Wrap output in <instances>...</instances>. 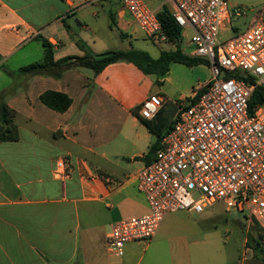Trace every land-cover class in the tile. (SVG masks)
Masks as SVG:
<instances>
[{
    "label": "crops",
    "instance_id": "0c3cea01",
    "mask_svg": "<svg viewBox=\"0 0 264 264\" xmlns=\"http://www.w3.org/2000/svg\"><path fill=\"white\" fill-rule=\"evenodd\" d=\"M107 1L0 0V77L2 72L17 76L9 86L0 88V94L10 88L5 102L16 112L14 123L20 135L18 141L0 140V264H123L122 260L106 258L101 244L112 224L123 218L122 209L138 205L139 215L149 211L137 174L147 164L157 135L136 112L140 113L143 102L151 96L160 95L163 104L151 120L164 132L175 122L179 103L194 99L213 76L204 62L193 66L172 62L164 75L146 74L127 61L109 64L99 73L85 66H73L60 76L51 69L34 73L20 70L44 60L43 38L51 43L55 60L87 52L97 57L119 50H95V54L87 44L91 35H96L97 6L105 8ZM229 2L247 9L242 1ZM253 3L259 8L240 16L246 19V29L264 20V0ZM119 4L116 11H107L110 28L122 25L126 29L122 37L143 38L138 23ZM164 5L158 4L155 10ZM240 17L234 16L232 22ZM233 26L234 31L241 28ZM77 27L80 31L73 37ZM33 43H39L35 51L42 53L43 59L23 64V50ZM183 44L192 48L182 37L183 52L197 57ZM167 45L161 52L176 48ZM133 48L140 49L131 41L122 50ZM13 59L17 70L8 67ZM49 90L68 94L71 106L65 112L50 108L40 98ZM88 153L93 160L85 157ZM61 157L72 163L70 177L54 174ZM135 185L144 199L138 200ZM174 213L165 217L155 237L166 236V220ZM172 252L166 262L157 260V264H193L184 256L178 260ZM259 256V261L248 264H264L262 254Z\"/></svg>",
    "mask_w": 264,
    "mask_h": 264
},
{
    "label": "built area",
    "instance_id": "2783aa9c",
    "mask_svg": "<svg viewBox=\"0 0 264 264\" xmlns=\"http://www.w3.org/2000/svg\"><path fill=\"white\" fill-rule=\"evenodd\" d=\"M118 1L145 36L166 42L157 10L145 0ZM170 1L182 37L195 56L208 60L213 76L194 103H179L154 160L137 174L149 211L112 224L107 246L116 257L130 242L155 236L168 214L201 213L215 203L243 213L248 225L258 222L264 241V103L250 110L251 96L264 86V20L223 40L222 31H234L233 17L242 16L245 6L229 0ZM237 70L249 81L230 76ZM162 104V97L153 95L140 115L152 119ZM71 166L68 157L59 158L55 176L70 177Z\"/></svg>",
    "mask_w": 264,
    "mask_h": 264
},
{
    "label": "rangeland",
    "instance_id": "374dc122",
    "mask_svg": "<svg viewBox=\"0 0 264 264\" xmlns=\"http://www.w3.org/2000/svg\"><path fill=\"white\" fill-rule=\"evenodd\" d=\"M145 1L152 9H156V6L163 2L166 6L172 8V3L166 0ZM239 1L247 5L246 14L248 15L252 14L251 10L254 7L256 10L259 8L257 5H254L253 0ZM104 3L106 5L105 8H102L101 5L97 6L100 16L95 20L97 21L95 24L96 35H91L87 42L89 50L96 54L95 50L100 52L111 48L126 49L132 41L135 47L150 52L156 58L162 49L167 48L166 42L154 41L145 35L138 41L132 40L129 37H122L121 33L125 32L126 29H123L122 25H118V27L113 26V29L110 28L111 22L107 12L109 8H113L116 11L118 6H120V2L109 0ZM244 20L246 21L245 17H240L233 22L234 25L241 26L239 31H222L221 38L227 40L234 37L236 32H244L246 30L243 24ZM92 24L89 23L90 26H93ZM79 31L80 28L77 27V33L73 37L77 36ZM188 33L191 35L192 31L188 30ZM93 40H95V43ZM38 45L39 43H33L23 50V64L43 59V54L35 51ZM182 47L186 48L187 52H190L192 49L188 48L185 44ZM14 59L9 61V65H7L9 68L17 70V62ZM1 71L3 70L1 69ZM86 71L90 75L94 74L91 69H87ZM2 73V77H0L1 89L9 86L17 78V76L14 78L7 73ZM85 157L88 160H93L94 158L90 153L85 155ZM134 191L138 196V200L143 198V194L137 189V185H135ZM140 208H144V205L140 204ZM139 214L138 205L134 209H122L123 218ZM166 225L168 229L164 238L153 236L150 239L130 242L126 246L125 254L122 257L110 254L107 247V239H103L101 250L106 258L110 257L114 262L122 260L123 264H157V260L166 262L172 251L173 255L178 257V260H180V256H184V258L192 261L193 264H241L244 262L248 264L250 260L259 261V258L255 257L254 249L250 246L252 238L262 242V247H264L263 231L260 224L253 221L251 225H248L243 213L238 211L229 212L223 203H215L201 213L194 211L174 213L168 217ZM255 244L258 245L257 242ZM96 247L97 245L93 248L95 249ZM246 248L248 249L246 250ZM261 258L264 260V254H262Z\"/></svg>",
    "mask_w": 264,
    "mask_h": 264
},
{
    "label": "trees",
    "instance_id": "16d2710c",
    "mask_svg": "<svg viewBox=\"0 0 264 264\" xmlns=\"http://www.w3.org/2000/svg\"><path fill=\"white\" fill-rule=\"evenodd\" d=\"M158 18L162 23V34L166 37V42L176 47L171 50H164L161 52L158 58H154L148 51L141 49L130 50H109L97 57L90 53H85L84 56H67L59 60L54 59V51L49 40L43 38V45L45 47V57L41 62H34L26 66L21 67L23 72H38L45 70H53L56 72V76H60L63 71L73 66H85L93 69L96 73L101 72L109 64L118 61L132 62L138 66L146 74L164 75L166 74L172 62L184 63L188 66L196 65L197 63H208L207 59L200 57H192L183 52L181 48L182 43V28L178 25L174 17L172 16V10L168 6L164 7L157 12ZM232 77L243 78L247 81L241 71H235L230 74ZM10 88L4 89L0 94V140L3 141H18L20 139L17 125L14 123V117L16 112L9 107L5 102V97L10 94ZM204 92V89L199 92L194 99H190L188 104L194 103L198 97ZM41 100L50 108L59 112H65L72 104V98L63 92L59 91H46L40 96ZM264 103V86L258 87L250 99V110L254 111L257 105ZM140 120L149 128V130L157 135L156 142L151 146L148 153L150 163L154 160L157 150L160 148L161 140L163 136L173 127L166 131H160L159 125L151 119H146L136 112ZM257 242L258 245H255ZM250 246L255 251V256L260 257L259 254H264V248L262 242L256 241L252 238Z\"/></svg>",
    "mask_w": 264,
    "mask_h": 264
},
{
    "label": "water",
    "instance_id": "95a60500",
    "mask_svg": "<svg viewBox=\"0 0 264 264\" xmlns=\"http://www.w3.org/2000/svg\"><path fill=\"white\" fill-rule=\"evenodd\" d=\"M256 245V244H255Z\"/></svg>",
    "mask_w": 264,
    "mask_h": 264
}]
</instances>
